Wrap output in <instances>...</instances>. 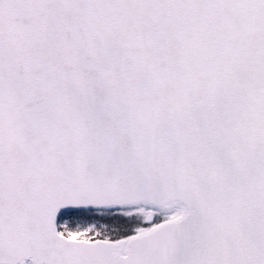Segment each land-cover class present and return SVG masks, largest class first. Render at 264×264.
I'll return each instance as SVG.
<instances>
[{"label":"snow or ice","instance_id":"6c2138e0","mask_svg":"<svg viewBox=\"0 0 264 264\" xmlns=\"http://www.w3.org/2000/svg\"><path fill=\"white\" fill-rule=\"evenodd\" d=\"M0 264H264V0H0Z\"/></svg>","mask_w":264,"mask_h":264}]
</instances>
